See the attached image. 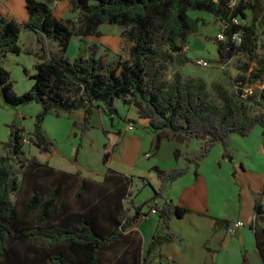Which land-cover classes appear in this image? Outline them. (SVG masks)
<instances>
[{
  "label": "trees",
  "instance_id": "1",
  "mask_svg": "<svg viewBox=\"0 0 264 264\" xmlns=\"http://www.w3.org/2000/svg\"><path fill=\"white\" fill-rule=\"evenodd\" d=\"M55 1L62 0H25L27 20L24 22L0 14V61L8 52L34 53L19 44L23 28L35 33L40 43L35 52V72L30 76L33 83L23 94L13 91L9 71L0 64L2 97L11 105L36 102L41 107L32 131L13 121L8 125L7 140L0 143V264H102L104 249L118 242L124 248L114 264H149L159 247L173 240L167 231L171 217L181 218L192 210L172 199H165L155 207L161 228L166 232L152 235L142 257L140 238L127 231L146 214L144 206L162 197L167 186L185 175L191 165L197 177L200 161L215 144H222L223 157L232 161L230 136L246 137L256 125L264 129V91L247 94V100L258 107L257 112L250 113L246 104L223 90L219 91L220 104L211 101L203 79H183L178 72L171 81L163 77L170 64L184 66L194 61L185 53V45L188 37L198 31L201 18L189 12L210 13L225 25V40L215 38L219 62L227 63L237 53L257 59L249 77L236 79L241 84L253 83L264 76V54L258 55L256 51L257 30L264 28V0H239L232 8L228 0H69L76 21L56 17L51 8ZM246 9L251 12L249 22L235 23L233 18H246ZM102 24L123 28L129 42L126 57L102 66L94 55L84 56L85 45H80V52L73 59L66 56L74 35L84 43L85 37L100 35ZM236 33L238 37L234 38ZM45 40L55 41V50L47 49ZM246 67L244 70L248 71ZM117 99L134 106L137 116L147 121L155 134L154 149H158L164 131L181 140L185 147L193 139L202 142L197 151L183 155L182 164L170 170L154 166L158 187L140 204L129 199L128 206H124V201L132 195L131 179L110 166L118 146L119 130L104 131L105 171L97 188L96 182L82 177L80 172L57 170L36 156H27L24 150L26 138L40 152L51 151L53 142L42 128L47 114L58 116L61 112L83 109V119L73 122L82 139L91 128L93 106L102 105L110 117H120L115 105ZM175 157L178 158V150ZM240 167L244 168L242 164ZM26 175H29V193L19 207ZM40 176L45 178L41 180ZM75 184L76 208L65 196ZM92 188L95 194L86 197ZM263 194L264 188L254 203V218L249 227L254 230L256 246L264 258V225L260 226L264 224ZM214 219L217 227L227 228L233 223Z\"/></svg>",
  "mask_w": 264,
  "mask_h": 264
},
{
  "label": "rangeland",
  "instance_id": "2",
  "mask_svg": "<svg viewBox=\"0 0 264 264\" xmlns=\"http://www.w3.org/2000/svg\"><path fill=\"white\" fill-rule=\"evenodd\" d=\"M8 3H10L11 6H14L13 12L15 13L14 19L16 21H21L25 18L26 10L23 7L24 0H10ZM51 8L56 17L62 20L69 19L71 21H76L77 15L71 11L69 0L53 3ZM189 13L191 16H198L201 18L198 31L188 37L185 45V53L194 61L184 66L170 64L164 71L163 77L166 80L171 81L173 74L178 72L183 79H203L207 85L210 100L214 103H221L219 91L223 90L246 104L250 113L257 112L258 107L247 100V94L252 93L254 90L257 93L264 91V76L262 79L253 83L242 82L241 84L239 81H236L239 76L249 77V72L257 65V59L254 58L251 60L248 55L237 53L233 55L227 63L219 62L217 41L215 38H217V34L221 32L223 22L216 19L212 14L203 11L191 10ZM245 14L246 18H239L238 23L247 24L249 22L251 16L250 10L246 9ZM99 31L100 35H90L85 37L84 43L79 41V36L74 35L71 39L66 56L69 59L76 57L80 52V45H85L87 47V52L84 54L85 57H88L91 54L94 55L96 58H99L102 66H105L109 61L115 60L118 57L127 56L129 42L123 35L124 30L122 27L116 24H102L99 27ZM257 35L258 47L256 51L258 55H262L264 54L263 27L258 28ZM37 37L38 36L32 31L23 28L20 33L19 44L25 49L32 50L34 53L27 54L22 52L20 54H14L8 52L1 58L0 64L9 71L12 88L16 94L20 95L28 91L33 83V79L30 76L35 72L34 63L37 60L35 52L40 48V43L37 41ZM45 41L47 49L55 50V41ZM199 60L206 61L207 65L199 64ZM244 67H246L248 71H245ZM238 90H241L242 93L239 94ZM115 105L119 108V116L121 117L114 116V118L110 117L109 120L111 122L117 121L122 125L127 113L126 107L118 99L115 100ZM40 108V105L36 102L11 105L3 99L0 89V143L7 140L9 135L8 125L13 121L22 125L26 131H32L35 116ZM132 110L136 112L134 106H131V112ZM71 118L72 117L65 112L58 116L55 115V113H49L44 118L42 128L45 130L51 141L56 144L52 152H40L37 147L28 142L25 143L24 150L27 156H36L41 162H47L49 165H54V161H56L57 163H55L56 165L54 168L57 170L61 169V163L58 161L61 155L66 158L64 159L65 161L69 160L71 163L69 167L64 166L63 169L68 168L70 170H75L73 168L74 157L78 154L82 158L86 157L87 162L91 166L82 177L87 176L91 178L92 181L96 182L95 184L97 188V186H99L97 183H100L101 178L99 172L102 173L104 170L101 158L103 153L102 131L100 127L93 129L91 132V136L94 140L93 144H87L85 149L81 150L83 137L82 139L80 138V130L74 128V121H72ZM132 123L134 127L135 124L134 122ZM136 128H141V126L136 125ZM74 131H76V135L73 134ZM196 146L197 142L194 141L192 147ZM229 149L233 156V160L234 158L237 159V163L243 161L249 169L246 174L242 175V177L240 176L239 181L236 179L237 172L233 174V160L231 161L227 157H223L222 144H215L204 159L209 158L208 162H211L212 164H215L218 157L221 155L226 159L225 165L220 170L222 181L225 187L230 189L233 193V212H236L238 216L246 222L245 224H247L254 213L253 204L255 201V195L253 190L260 188L261 178L264 177V129L260 125H256L246 137L232 134L229 138ZM1 151L0 147V152ZM165 152V147H163L162 154H165ZM139 159L143 163L148 162L146 157L141 156ZM136 168H141V166L137 165ZM237 168L239 169L238 164ZM230 169L232 170L230 171ZM240 169L243 170L244 168ZM128 177L131 179L130 188L132 190V195L131 197L128 196L124 201V206H128L127 201L129 199H132L135 204H140L145 201L152 192L151 187L148 185V183H150L149 178L147 175H130ZM22 178L23 176H21V179ZM28 178L29 175H26L22 180L18 199L19 207L21 205V200L29 193L27 189ZM44 178V176H40L39 179L43 180ZM80 178L81 177H79V179ZM237 183L241 185L238 186ZM246 183H248V186ZM77 185H72L66 191L67 194H65L66 198L69 199L74 208L77 207V202L73 197ZM239 187L241 189V199L240 202L237 203L236 193ZM262 188H264V185ZM93 194H95L94 188L87 193L88 196L86 197L90 198ZM12 200H14L13 196ZM144 209H146L148 215L151 214L148 205H145ZM127 232H130V235L132 232L138 235L141 241V256L144 257L147 243L142 238L137 224L132 225ZM246 232H248L247 225H245V234H248ZM124 234H126V232ZM249 239V235H245L243 238L246 245L249 247V252L251 253L252 244L251 241L250 243L248 242ZM123 248V243L118 242L111 248L104 249L102 252V264H114L123 251ZM232 258L233 260L231 264H238V255L233 253Z\"/></svg>",
  "mask_w": 264,
  "mask_h": 264
},
{
  "label": "crops",
  "instance_id": "3",
  "mask_svg": "<svg viewBox=\"0 0 264 264\" xmlns=\"http://www.w3.org/2000/svg\"><path fill=\"white\" fill-rule=\"evenodd\" d=\"M9 1L10 0H0V14L7 18L14 19V6H11L10 3H8ZM56 2L59 1L53 3ZM23 7L25 8V0ZM26 20L27 12L25 18L18 22H24ZM125 107L127 110L124 117L125 121L120 125L117 121L111 122L109 120L110 116L104 111L102 105L93 106L90 118L91 128L83 137L81 150H84L87 144H93L94 140L91 136L93 129L100 127L103 134L102 145L106 141L104 135L105 130H119L118 146L111 158V168L117 173L125 176L147 175L150 181L148 185L152 190L159 185L157 175L152 169L154 166L162 170H170L183 163V155L186 152L193 153L197 151L202 142L193 139L190 145L185 147L181 140L172 136L167 131H164L162 132L163 137L158 149H154L155 134L149 128L147 121L140 119L133 110L131 112V105H125ZM117 109L119 110L118 107ZM61 114L63 113L61 112ZM67 115L72 117V121L82 120L84 110H75L72 113H67ZM128 119H134L136 121L134 122V128H127ZM136 125L141 126L142 129L136 128ZM194 141L197 142L196 147H192ZM55 146L56 144L53 143L50 152H52ZM163 147H165V154H162ZM175 150H178V158L175 157ZM147 154H149V156H147ZM141 156L146 157L148 162H141L139 159ZM64 159L66 158L63 155L58 159L61 163L60 170L63 171L80 172L83 175L91 166L87 162L86 157L82 158L78 154L74 157L73 168L75 170H70L68 168L63 169L64 166L69 167L71 165L69 160L65 161ZM208 159L209 158L200 161L198 167L199 175L197 177L194 175V166L191 165L185 175L177 178L167 186L162 197L152 200L150 205H148L150 211V208L160 206L163 200L172 199L174 203L192 210L191 213H187L181 218L175 216L171 217L167 231L173 235V240L169 243L162 244L157 254L150 259L149 264H231L233 253L238 255V264H264V258L256 246L254 230L249 227V224L254 218V213L249 222L245 224L246 222L239 217L236 212H233V193L230 189L225 187L222 181V174L220 173L221 168L226 163V159L221 155L218 157L215 164L208 162ZM55 163L57 162L54 161V165L50 166L55 167ZM237 164L239 169L237 168ZM240 164L243 165V170L240 169ZM137 165L141 166V168H136ZM232 165L236 169V179L238 181L240 180V176L242 177V175L246 174L249 170L243 161L237 163V159L235 158ZM231 170L232 169H230V171ZM104 171L105 169L102 173L99 172L101 175L100 181L103 180ZM84 177L91 180V178L87 176ZM237 184L238 186L241 185L239 183ZM246 185L248 186V183H246ZM263 185L264 177L261 178L260 188L253 190L255 195L254 203L260 198ZM152 193L153 190L150 196ZM236 197L237 203H239L241 199L240 187L238 188ZM261 204L264 208V194L261 197ZM143 211L146 212V209L143 208ZM216 217L225 219L229 222L241 221L243 222V226L238 228L234 235H229L225 227H217L215 225L214 218ZM134 224H137L142 238L147 243L146 249L155 232H166V230L161 228L162 224L158 213H151L148 215L146 212V214L140 216ZM245 225H247L248 232L246 233L248 234H245ZM263 225L264 224H260L261 227H263ZM245 235H249L250 237L248 242L250 243L251 241L252 244L251 253L249 252V247L243 240Z\"/></svg>",
  "mask_w": 264,
  "mask_h": 264
},
{
  "label": "built area",
  "instance_id": "4",
  "mask_svg": "<svg viewBox=\"0 0 264 264\" xmlns=\"http://www.w3.org/2000/svg\"><path fill=\"white\" fill-rule=\"evenodd\" d=\"M213 1L214 2H218V0H213ZM238 1L239 0H228V3L227 4H228L229 7L232 8V7H234V6L237 5ZM233 21L235 23H238V18H233ZM223 27H225L224 24H223ZM237 37H238V34L236 33L234 35V38H237ZM217 38L219 40H225L226 35L223 32V28H222L221 32H219L217 34ZM198 63L201 64V65H207V62L206 61H203V60H199ZM127 128H129V129L134 128L133 127V123L128 121ZM24 142L25 143L27 142V139L26 138L24 139ZM147 156H149V154H147ZM150 213L156 214L157 213L156 208L155 207L150 208ZM241 226H243V222H241V221H235L229 227L226 228V232L229 235H234L236 233L237 229L240 228Z\"/></svg>",
  "mask_w": 264,
  "mask_h": 264
}]
</instances>
